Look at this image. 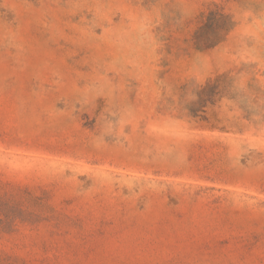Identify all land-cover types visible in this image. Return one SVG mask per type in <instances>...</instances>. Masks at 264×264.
<instances>
[{
	"label": "rangeland",
	"instance_id": "obj_1",
	"mask_svg": "<svg viewBox=\"0 0 264 264\" xmlns=\"http://www.w3.org/2000/svg\"><path fill=\"white\" fill-rule=\"evenodd\" d=\"M0 264H264V0H0Z\"/></svg>",
	"mask_w": 264,
	"mask_h": 264
}]
</instances>
